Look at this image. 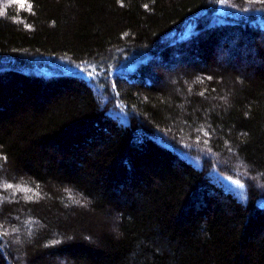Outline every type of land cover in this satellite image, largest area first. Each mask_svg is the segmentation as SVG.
I'll return each instance as SVG.
<instances>
[{
  "label": "trees",
  "instance_id": "trees-1",
  "mask_svg": "<svg viewBox=\"0 0 264 264\" xmlns=\"http://www.w3.org/2000/svg\"><path fill=\"white\" fill-rule=\"evenodd\" d=\"M0 12V264H264V0Z\"/></svg>",
  "mask_w": 264,
  "mask_h": 264
},
{
  "label": "snow or ice",
  "instance_id": "snow-or-ice-1",
  "mask_svg": "<svg viewBox=\"0 0 264 264\" xmlns=\"http://www.w3.org/2000/svg\"><path fill=\"white\" fill-rule=\"evenodd\" d=\"M15 2L18 3V4H20L21 6H23L25 0H15ZM2 14H3V12H0V15H2ZM201 95H203V93H201ZM7 187L10 188V187H12V185L9 184V185H7Z\"/></svg>",
  "mask_w": 264,
  "mask_h": 264
}]
</instances>
